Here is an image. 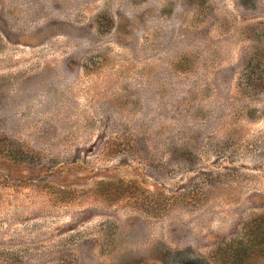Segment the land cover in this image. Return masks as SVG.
Segmentation results:
<instances>
[{"label":"rangeland","instance_id":"obj_1","mask_svg":"<svg viewBox=\"0 0 264 264\" xmlns=\"http://www.w3.org/2000/svg\"><path fill=\"white\" fill-rule=\"evenodd\" d=\"M251 62L264 0H0V264H264Z\"/></svg>","mask_w":264,"mask_h":264},{"label":"trees","instance_id":"obj_2","mask_svg":"<svg viewBox=\"0 0 264 264\" xmlns=\"http://www.w3.org/2000/svg\"><path fill=\"white\" fill-rule=\"evenodd\" d=\"M243 81L245 88L255 90L256 92H264V63H249ZM257 227V236H259L258 238L264 239V230L262 231L260 225H258ZM252 228H254V226H251V228L250 226L248 227L247 234L248 232L250 233V231H252Z\"/></svg>","mask_w":264,"mask_h":264}]
</instances>
